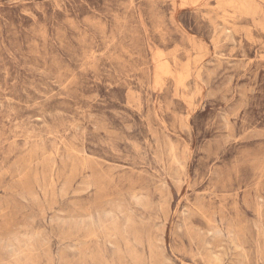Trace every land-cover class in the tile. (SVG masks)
<instances>
[{"label": "rangeland", "instance_id": "374dc122", "mask_svg": "<svg viewBox=\"0 0 264 264\" xmlns=\"http://www.w3.org/2000/svg\"><path fill=\"white\" fill-rule=\"evenodd\" d=\"M0 264H264V0H0Z\"/></svg>", "mask_w": 264, "mask_h": 264}, {"label": "bare ground", "instance_id": "6f19581e", "mask_svg": "<svg viewBox=\"0 0 264 264\" xmlns=\"http://www.w3.org/2000/svg\"><path fill=\"white\" fill-rule=\"evenodd\" d=\"M37 177H38V176H37ZM85 241H86V240H85ZM85 241H84V242H85ZM84 242H82V243H84ZM82 247H83V246H82Z\"/></svg>", "mask_w": 264, "mask_h": 264}]
</instances>
